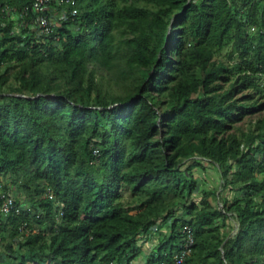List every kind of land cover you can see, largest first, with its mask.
Here are the masks:
<instances>
[{
  "label": "trees",
  "instance_id": "16d2710c",
  "mask_svg": "<svg viewBox=\"0 0 264 264\" xmlns=\"http://www.w3.org/2000/svg\"><path fill=\"white\" fill-rule=\"evenodd\" d=\"M32 1L0 0V67L21 66L13 91L0 72V182L21 181L30 202L0 211L9 251L24 236L18 250L31 264H133L153 233L144 264H158L172 260L189 224L195 244L182 264H264V118L257 134H229L248 107L218 83L238 73L243 88L256 87L264 76V0H80L79 15L47 39L33 29ZM9 5L31 7L19 31L3 14ZM229 45L239 60L213 61ZM119 61L123 92L94 96L89 64ZM210 165L233 197H193L196 169Z\"/></svg>",
  "mask_w": 264,
  "mask_h": 264
},
{
  "label": "rangeland",
  "instance_id": "374dc122",
  "mask_svg": "<svg viewBox=\"0 0 264 264\" xmlns=\"http://www.w3.org/2000/svg\"><path fill=\"white\" fill-rule=\"evenodd\" d=\"M116 3L122 7L124 5L128 4H137L140 6H148L152 7L150 3H147L144 0H115ZM80 0H73L69 2L67 5L60 7L58 10L59 12L65 9L66 11H69L71 8H78L80 9ZM3 12L4 16L5 14L9 17L10 20L15 21L16 27L15 29L19 31V27L22 25H28V23L22 18V15L20 11L12 6H7L6 9ZM3 22H5L3 20ZM62 22L57 20V29L61 28ZM72 29H76L74 24L69 25ZM33 29L36 33V35L39 38H46V35L42 34L41 31L38 29V27L33 26ZM255 28H248L247 32L249 33H255ZM119 38L121 37L120 34H118ZM232 50V46L229 45L222 49L221 51H218L213 56V61L215 62H224L227 65H232L236 61L239 60L238 56H234L233 59L229 57V53ZM124 49H122V52ZM125 64L124 62L119 61L112 69L108 70L105 67L101 66L97 62H91L89 64V69L94 73L95 81L97 82V89L93 91V95L95 96L98 93L101 94H112V95H118L123 92L124 87L120 83L121 80H119L121 76V70L124 68ZM45 69V68H43ZM21 66L18 61H14L9 64H3L0 67L1 73H7L10 77L8 83L5 85V90L7 91H13L18 85L19 81L17 80V75L20 73ZM49 79L52 83H57L59 89H64L65 85L64 83L60 82V79L58 76H56L55 73L51 72L48 73ZM240 76L238 73L231 76V79L229 81H222L220 80L218 83L223 87V89H227L230 87H235V99H237V102L240 104H244L248 107L246 114L237 122L233 123L232 128L228 131L229 134L233 136H237L241 139H245V134L247 133H259L261 130L259 129L260 120L264 118V76H262L260 79H258L257 86L256 87H249V88H243V84L241 82ZM163 98V97H162ZM197 175L199 176L200 181V189L193 195L195 199H199L202 196L203 189H214L218 190L219 193L222 195L226 194L229 195V197H233L237 191L226 189L222 185V175L220 173L219 169L214 168L213 166H209L206 168L199 167L196 169ZM260 177H264V172L260 174ZM7 187V188H6ZM0 192L2 194L12 196L16 200H18L23 208H27L30 206L29 197L25 190V188L22 186V182L19 181L18 183L13 181L12 176L3 177L0 182ZM43 196L48 195L47 191H44L42 193ZM125 199L132 201L130 194L127 192L125 194ZM137 203H131V207L133 208V212L137 211ZM174 211V215H180L182 212V203H178L176 207L172 209ZM170 222L169 221H163L160 223V234L162 235L166 229L169 227ZM236 230V229H235ZM233 230V231H235ZM233 231L231 234H233ZM29 230L26 231V236L28 235ZM19 240H24V236H21L18 238ZM13 241L14 243V249L17 251L16 254H13L9 251L7 244L11 239L7 240H0V264H9V263H15V264H21V258L22 255L25 256V259L28 261L29 264L33 263L31 261V256L26 253L25 250H18L19 244L18 241ZM141 243L143 245V253L141 256H139L135 264H144L146 259L149 257V255L155 250V235H147L143 236ZM38 261L35 262V264Z\"/></svg>",
  "mask_w": 264,
  "mask_h": 264
},
{
  "label": "built area",
  "instance_id": "2783aa9c",
  "mask_svg": "<svg viewBox=\"0 0 264 264\" xmlns=\"http://www.w3.org/2000/svg\"><path fill=\"white\" fill-rule=\"evenodd\" d=\"M73 0H33L32 10L35 13L33 18V25L38 27L42 34L51 36L57 29V20L60 22L67 21L72 18L75 19L79 15L78 8H71L69 11L63 9L58 11L60 7L67 5ZM29 6H26L23 10V15L27 16L30 13ZM56 42L59 41L60 36L55 34ZM51 197L54 195L51 193ZM15 210L20 211V208L16 206L15 198L5 194L1 195L0 211L4 214H8ZM236 232L233 231V234ZM195 244V234L193 227L189 224L185 225L182 229L180 248L177 250L171 261L159 262L158 264H182L188 255L192 252Z\"/></svg>",
  "mask_w": 264,
  "mask_h": 264
},
{
  "label": "crops",
  "instance_id": "0c3cea01",
  "mask_svg": "<svg viewBox=\"0 0 264 264\" xmlns=\"http://www.w3.org/2000/svg\"><path fill=\"white\" fill-rule=\"evenodd\" d=\"M151 235H153V233H152ZM135 261H136V260H135ZM135 261H134V262H135ZM134 262H133V264H135Z\"/></svg>",
  "mask_w": 264,
  "mask_h": 264
},
{
  "label": "water",
  "instance_id": "95a60500",
  "mask_svg": "<svg viewBox=\"0 0 264 264\" xmlns=\"http://www.w3.org/2000/svg\"><path fill=\"white\" fill-rule=\"evenodd\" d=\"M238 225H239V224L237 223V227H238Z\"/></svg>",
  "mask_w": 264,
  "mask_h": 264
}]
</instances>
